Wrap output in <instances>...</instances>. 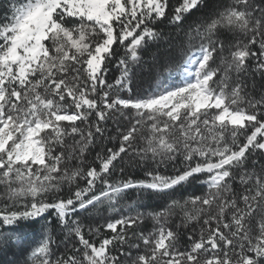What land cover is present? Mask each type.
Returning <instances> with one entry per match:
<instances>
[{"label": "snow or ice", "instance_id": "obj_1", "mask_svg": "<svg viewBox=\"0 0 264 264\" xmlns=\"http://www.w3.org/2000/svg\"><path fill=\"white\" fill-rule=\"evenodd\" d=\"M0 264H264V0H0Z\"/></svg>", "mask_w": 264, "mask_h": 264}]
</instances>
